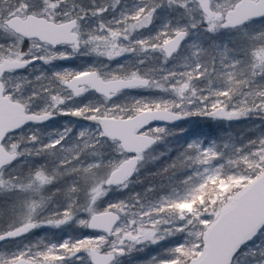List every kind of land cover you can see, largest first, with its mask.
Masks as SVG:
<instances>
[{
    "label": "snow or ice",
    "instance_id": "1",
    "mask_svg": "<svg viewBox=\"0 0 264 264\" xmlns=\"http://www.w3.org/2000/svg\"><path fill=\"white\" fill-rule=\"evenodd\" d=\"M149 250L264 264V0H0V264Z\"/></svg>",
    "mask_w": 264,
    "mask_h": 264
},
{
    "label": "trees",
    "instance_id": "2",
    "mask_svg": "<svg viewBox=\"0 0 264 264\" xmlns=\"http://www.w3.org/2000/svg\"><path fill=\"white\" fill-rule=\"evenodd\" d=\"M201 120L200 127L193 128L185 132L184 138H190L193 136H200L205 139L206 142H209L213 139L219 141L220 139L231 135L233 137L240 136L241 133H244V138L246 139L248 135H251L252 132L249 130L250 125L246 122H228V121H218L214 126L212 120L207 117H196ZM63 119V117H62ZM186 121V120H185ZM185 121H182L179 124H184Z\"/></svg>",
    "mask_w": 264,
    "mask_h": 264
},
{
    "label": "rangeland",
    "instance_id": "3",
    "mask_svg": "<svg viewBox=\"0 0 264 264\" xmlns=\"http://www.w3.org/2000/svg\"><path fill=\"white\" fill-rule=\"evenodd\" d=\"M66 119H69L68 117H63V119L61 120H66ZM214 126L216 125V123L218 122V120H212ZM201 120L199 118H196V117H192V118H189L188 120L185 121L184 124H179L180 126L184 127L188 130H191L193 128H198L200 127V124H201ZM43 231V230H41ZM53 232H56L58 233V230H50L49 231V235L51 236ZM150 254H154V250H149L148 252H145V253H141L138 257L139 261L141 262V264H143V261L147 260L149 258V255Z\"/></svg>",
    "mask_w": 264,
    "mask_h": 264
},
{
    "label": "water",
    "instance_id": "4",
    "mask_svg": "<svg viewBox=\"0 0 264 264\" xmlns=\"http://www.w3.org/2000/svg\"><path fill=\"white\" fill-rule=\"evenodd\" d=\"M181 122H182V121H179V122H177V123L179 124V123H181Z\"/></svg>",
    "mask_w": 264,
    "mask_h": 264
},
{
    "label": "flooded vegetation",
    "instance_id": "5",
    "mask_svg": "<svg viewBox=\"0 0 264 264\" xmlns=\"http://www.w3.org/2000/svg\"><path fill=\"white\" fill-rule=\"evenodd\" d=\"M60 120L62 119V117L61 118H59Z\"/></svg>",
    "mask_w": 264,
    "mask_h": 264
}]
</instances>
